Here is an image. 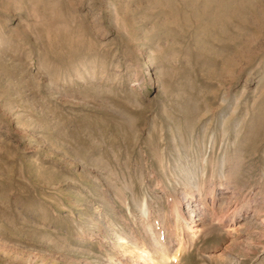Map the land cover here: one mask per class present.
<instances>
[{
    "label": "rangeland",
    "instance_id": "374dc122",
    "mask_svg": "<svg viewBox=\"0 0 264 264\" xmlns=\"http://www.w3.org/2000/svg\"><path fill=\"white\" fill-rule=\"evenodd\" d=\"M0 264H264V0H0Z\"/></svg>",
    "mask_w": 264,
    "mask_h": 264
},
{
    "label": "bare ground",
    "instance_id": "6f19581e",
    "mask_svg": "<svg viewBox=\"0 0 264 264\" xmlns=\"http://www.w3.org/2000/svg\"><path fill=\"white\" fill-rule=\"evenodd\" d=\"M144 215H147L148 214V210H147V208H146V206H145V208H144ZM189 227H191V226H189ZM122 239V238H121ZM175 254H176V252L173 254V257H175ZM163 256V255H162Z\"/></svg>",
    "mask_w": 264,
    "mask_h": 264
}]
</instances>
